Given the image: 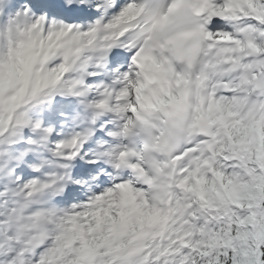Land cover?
<instances>
[{
	"label": "snow or ice",
	"instance_id": "6c2138e0",
	"mask_svg": "<svg viewBox=\"0 0 264 264\" xmlns=\"http://www.w3.org/2000/svg\"><path fill=\"white\" fill-rule=\"evenodd\" d=\"M0 264H264V0H0Z\"/></svg>",
	"mask_w": 264,
	"mask_h": 264
}]
</instances>
